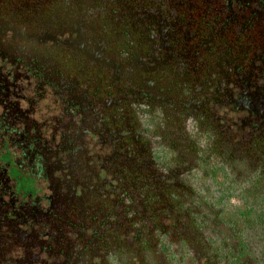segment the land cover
<instances>
[{
  "label": "flooded vegetation",
  "instance_id": "flooded-vegetation-1",
  "mask_svg": "<svg viewBox=\"0 0 264 264\" xmlns=\"http://www.w3.org/2000/svg\"><path fill=\"white\" fill-rule=\"evenodd\" d=\"M0 264H264V0H0Z\"/></svg>",
  "mask_w": 264,
  "mask_h": 264
}]
</instances>
